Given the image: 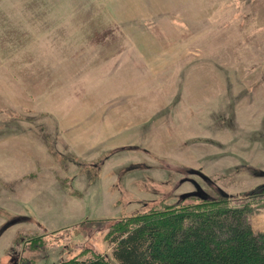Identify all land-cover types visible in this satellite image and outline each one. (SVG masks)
<instances>
[{
    "label": "rangeland",
    "instance_id": "rangeland-1",
    "mask_svg": "<svg viewBox=\"0 0 264 264\" xmlns=\"http://www.w3.org/2000/svg\"><path fill=\"white\" fill-rule=\"evenodd\" d=\"M222 198L264 231V0H0V264Z\"/></svg>",
    "mask_w": 264,
    "mask_h": 264
},
{
    "label": "trees",
    "instance_id": "trees-1",
    "mask_svg": "<svg viewBox=\"0 0 264 264\" xmlns=\"http://www.w3.org/2000/svg\"><path fill=\"white\" fill-rule=\"evenodd\" d=\"M226 199L202 200L205 204L200 208L137 215L130 224L112 230L113 260L116 264H264V231L254 229L246 205H232ZM74 259L70 264H114L100 254Z\"/></svg>",
    "mask_w": 264,
    "mask_h": 264
}]
</instances>
